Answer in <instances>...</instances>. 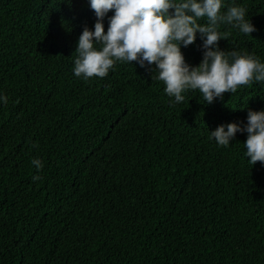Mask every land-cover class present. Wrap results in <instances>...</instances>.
<instances>
[{"label":"trees","instance_id":"1","mask_svg":"<svg viewBox=\"0 0 264 264\" xmlns=\"http://www.w3.org/2000/svg\"><path fill=\"white\" fill-rule=\"evenodd\" d=\"M235 2L256 31L221 26L220 47L264 62V0ZM95 21L88 0H0V264H264V162L246 133L209 139L264 110V82L206 105L198 89L173 103L136 62L78 78ZM201 44L182 48L192 65Z\"/></svg>","mask_w":264,"mask_h":264},{"label":"clouds","instance_id":"2","mask_svg":"<svg viewBox=\"0 0 264 264\" xmlns=\"http://www.w3.org/2000/svg\"><path fill=\"white\" fill-rule=\"evenodd\" d=\"M88 2L96 21L93 28L84 26L71 57L72 71L78 78H103L115 70L117 62H136L153 73V80L164 83V92L174 97L173 103L183 102V93L198 89L206 105L223 99L226 92L236 93L240 86L264 82V62L254 52L225 51L220 47L219 41L229 35L220 30L221 26H231L246 35L256 31L251 18H247V8L235 0L231 5L226 0ZM198 34L202 60L192 65L182 48L193 45ZM8 101L9 97L0 91V103ZM237 133L247 134L243 146L248 162H264V110H249L246 122L219 125L210 131L209 139L227 147ZM31 164L37 170L33 182L40 181L42 160L33 158Z\"/></svg>","mask_w":264,"mask_h":264}]
</instances>
